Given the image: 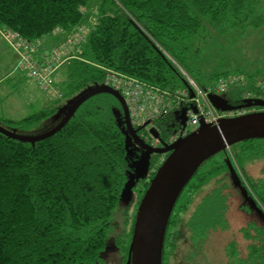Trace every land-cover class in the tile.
Here are the masks:
<instances>
[{
  "label": "trees",
  "instance_id": "trees-1",
  "mask_svg": "<svg viewBox=\"0 0 264 264\" xmlns=\"http://www.w3.org/2000/svg\"><path fill=\"white\" fill-rule=\"evenodd\" d=\"M93 1L0 0L1 35L11 31L20 43H41V51L44 40L59 28L69 32L83 24L85 10ZM94 6L96 23L87 29L85 40L72 47L70 59L60 68L66 73L63 98L51 100L50 106L21 120L0 118L5 130L28 135L30 128L45 123H53V129L61 121L57 115L62 107L88 88L104 85L107 69L161 88L187 89L188 76L198 84L191 74V52L200 64L202 56L226 40L231 53L242 48V40L250 32H260L264 39V0H99ZM236 73L244 74L250 83L233 87L224 95L231 105H244L249 93L264 98V90L256 84L260 80L264 85V77L249 75L240 66L235 73L210 77ZM61 101L66 103L56 105ZM121 110L114 96L103 93L87 100L60 132L35 145L0 133V264H102L111 218L123 199L130 171V138L125 126L118 123ZM139 135L149 136L145 130ZM261 141L234 145L238 146L236 152L225 150L223 162L207 172L200 169L194 176L171 216L163 260L169 234L174 253L181 228L189 232L195 247L210 231L228 229L229 165L239 166L244 158L263 156ZM167 157L151 159V179ZM220 174V186L202 199L194 216L186 221L183 217L193 196ZM242 184L264 207V183L246 178ZM149 185L145 183L139 192L138 208ZM136 216L128 243L122 247L125 263ZM242 235L248 241V254L239 259L233 241L227 247L230 261L264 264V218L249 223Z\"/></svg>",
  "mask_w": 264,
  "mask_h": 264
},
{
  "label": "rangeland",
  "instance_id": "rangeland-1",
  "mask_svg": "<svg viewBox=\"0 0 264 264\" xmlns=\"http://www.w3.org/2000/svg\"><path fill=\"white\" fill-rule=\"evenodd\" d=\"M98 3L99 0L93 1L91 6L85 10L86 18L83 24L77 26L83 25L85 29H91L94 26L97 20V8L94 5L98 6ZM60 33L61 35L55 32L54 35L49 37L51 41L45 44L48 50H60L63 44L62 40L66 37L64 32ZM242 42H244L242 48L238 46L235 49L236 52L231 51V53L228 52V40L221 42V46L215 47L202 56L200 64L194 61L192 52L189 54L192 65L191 74L196 78L201 89H210L214 86L216 79H212L211 75L225 72L235 73L237 66H240L249 75H255L259 79L264 77V39L262 33L250 32ZM70 51L71 49L66 50L67 53ZM39 56L40 50L33 53V58L38 64L46 59V56H44L43 60H39ZM66 58H68L67 55H60V60ZM19 63V55L2 37L0 30V116L9 117V112L13 113L11 116L17 120L38 113L52 104L50 102L51 98L43 88L39 86L35 79L30 77L27 71L20 67ZM62 65L58 70L56 68L52 84L59 91L63 89L62 81L66 79L65 71L60 70ZM65 103L66 101H61L56 105L61 106ZM52 126L53 123H45L38 128L32 127L30 128L32 131L28 132V136L44 135L50 131ZM259 143L264 146V141ZM237 148L238 146H232L227 151L236 152ZM226 156L225 151L220 152L213 159L208 160L200 168V171L207 172L211 170L217 163L223 162ZM239 171L244 180L247 178L264 183V155L258 158L242 159ZM222 176L220 174L218 177H211L193 196V204L183 217L186 221L194 216L202 199L212 194L213 190L220 186L219 180H222ZM226 191L229 193L228 229L210 231L208 238L199 244L197 250H193L189 232H184L181 228L176 243L177 248L169 258L168 264H239L232 263L227 255V247L233 241L237 244L239 259L246 258L248 241L243 237L242 230L251 222H259L261 215L250 206L242 190L229 177ZM138 196L139 194L136 192L134 197L137 198ZM184 198L185 194L180 201L182 202ZM138 204L139 200L129 205L122 199L114 210L108 229V249L103 253L102 264H125L122 247L128 243ZM182 232H184L183 235Z\"/></svg>",
  "mask_w": 264,
  "mask_h": 264
},
{
  "label": "water",
  "instance_id": "water-1",
  "mask_svg": "<svg viewBox=\"0 0 264 264\" xmlns=\"http://www.w3.org/2000/svg\"><path fill=\"white\" fill-rule=\"evenodd\" d=\"M103 93L111 94L119 101L122 109L117 114L119 126H125L131 143L141 146L144 150L142 158L138 159L135 165L132 166L134 171H129V179L122 191V198L127 204L132 202L134 188L137 184L148 178L152 166V155L170 153L156 171L140 201L126 263L163 264L166 233L175 206L184 190L198 170L215 155L241 142L264 140V111L221 119L217 124H208L202 121L197 130L175 140L171 144L163 142L159 130L152 128L149 134L153 139L162 142V147L154 148L146 143V138L139 135V132L151 123L148 122L141 128H135L130 120L129 109L124 97L113 88L102 85L88 88L85 94L62 107L57 115L61 119L60 123L44 135L36 137L20 135L16 132L7 131L1 126L0 133L20 142L35 145L37 142L60 132L82 104L93 96ZM209 100L217 111L222 112L244 107H264V100L260 99L249 100L244 105L239 106L231 105L226 98L221 96L209 95ZM193 109L197 112V108L193 107ZM187 111L188 108L183 107L179 112V120L184 129L187 127ZM129 155L130 151H128ZM236 165H229L232 181L242 190L250 206L264 218V207L256 197L249 195V188H247V185L242 184L245 182L244 178L240 171L234 168Z\"/></svg>",
  "mask_w": 264,
  "mask_h": 264
},
{
  "label": "built area",
  "instance_id": "built-area-1",
  "mask_svg": "<svg viewBox=\"0 0 264 264\" xmlns=\"http://www.w3.org/2000/svg\"><path fill=\"white\" fill-rule=\"evenodd\" d=\"M88 29V28H87ZM87 29L82 26H77L71 31L66 32L62 28L57 30V33L64 32L66 37L62 40L61 52L58 49H53L46 59L42 63H37L33 58V53L38 51L41 43H29L24 41L19 42L17 34L11 31H5L4 37L13 44V48L18 52L20 56L21 67L28 72V74L40 83L41 88L47 93V95L53 100H59L63 98L61 92L54 87L53 77L58 68L68 59L69 54L67 49H72L78 43L85 40L88 35ZM60 55L69 56L65 60H60ZM171 59V57H169ZM60 60V61H59ZM105 86L113 88L118 91L125 99L128 109L132 113V125L135 128H141L150 122L151 125L166 118L171 112L188 108L187 111V127L190 129L187 132L184 128L176 137H185L189 133L197 130L200 127L202 121L208 124H217L221 119L243 116L252 112L253 108H242L233 111H217L209 100V95H216L224 97L231 88L246 86L250 83L244 74L236 73L221 76L216 79L214 86L210 89H201L198 84L189 78V88L171 90L169 88H161L152 84H146L145 82L130 77L128 75L107 69ZM258 89L264 90V85L260 80L256 81ZM55 94V96H54ZM225 98V97H224ZM260 99L262 97H256L253 93H249L246 96V101ZM246 102H244L245 104ZM193 107L197 108V112ZM146 132L149 134L150 127ZM149 136H151L149 134ZM176 139V140H177ZM157 141V140H156Z\"/></svg>",
  "mask_w": 264,
  "mask_h": 264
},
{
  "label": "flooded vegetation",
  "instance_id": "flooded-vegetation-1",
  "mask_svg": "<svg viewBox=\"0 0 264 264\" xmlns=\"http://www.w3.org/2000/svg\"><path fill=\"white\" fill-rule=\"evenodd\" d=\"M10 45L11 47L13 48V44L11 42H9L5 37H3ZM14 49V48H13ZM253 108L252 112L250 113H253V112H262L264 111V107H259V106H254V107H251ZM262 110V111H260ZM179 112H180V109L179 110H176V111H173L171 112L166 118L160 120L162 123H163V126H165V129H162V127L160 126V121L154 123L153 125L149 126L150 129L152 128H157L160 132V135H161V139L163 140V142H166L168 144H171L172 142H174L178 137H180V135L178 137H176V135L181 131L183 130L182 126H181V121L179 120ZM168 118V119H167ZM167 119V120H166ZM225 119V118H224ZM148 127H146L144 130H147ZM143 130V131H144ZM187 132H190L191 130L190 129H185ZM146 143H148L149 145L153 146L154 148H158V147H162V142H160L159 140H155L152 138V136H147L146 137ZM130 155H129V170L131 171H134L132 169V166L133 164L135 165V162L138 160V159H141L142 157V154L144 153V150L142 149L141 146H136L134 144L131 143V140H130ZM170 153H166V154H163V155H152V158L155 156H159L162 157V159H164L165 156L169 155ZM151 158V159H152ZM152 162V161H151ZM151 169H153V167L151 166ZM150 169V171H151ZM130 171V172H131ZM157 171V170H156ZM130 172H129V176H130ZM129 176H128V179H129ZM128 181V180H127ZM151 181V176H150V172H149V175H148V178L147 179H144V180H141L136 188H134V193H133V200L132 202L129 204H133V203H136L138 200H139V196L137 198L134 197L135 193L137 192L139 194V192L141 190H143L144 186H145V183H149ZM172 231V229L170 230V232ZM169 240H168V247L166 249V255L164 256V262H166V264H168V261H169V258L172 256V246L171 243L173 242L170 234H169ZM177 248V247H176ZM192 249L193 250H197V247L193 246L192 245ZM129 251H130V248H129ZM128 256H129V252H128V255H127V260H128ZM127 260H126V263H127ZM125 263V264H126Z\"/></svg>",
  "mask_w": 264,
  "mask_h": 264
},
{
  "label": "crops",
  "instance_id": "crops-1",
  "mask_svg": "<svg viewBox=\"0 0 264 264\" xmlns=\"http://www.w3.org/2000/svg\"><path fill=\"white\" fill-rule=\"evenodd\" d=\"M62 38V37H61ZM49 38H46L45 40H44V42L42 43V49H41V51H40V56L38 57V59L39 60H43V57L45 56L44 54L45 53H47V51H48V49L46 48V43H49L51 40L49 39ZM48 40V41H47ZM43 62V61H42ZM41 62V63H42ZM47 97V96H46ZM45 99V98H44ZM49 99V98H48ZM50 100V99H49ZM50 102H51V100H50ZM8 114H10V115H8L9 117H2V116H0V118H12V119H15V117H12L11 115L13 114V113H9L8 112Z\"/></svg>",
  "mask_w": 264,
  "mask_h": 264
},
{
  "label": "bare ground",
  "instance_id": "bare-ground-1",
  "mask_svg": "<svg viewBox=\"0 0 264 264\" xmlns=\"http://www.w3.org/2000/svg\"><path fill=\"white\" fill-rule=\"evenodd\" d=\"M30 77H31V76H30ZM31 78H32V77H31ZM33 79H34V78H33ZM143 82H144V81H143ZM37 83H38L39 86H40V83H39V82H37ZM145 83H146V84H150V83H147V82H145ZM60 92H61V94L64 96V94H63V90H60ZM54 96H55V94H54ZM82 105H83V104H82ZM82 105H81V106H82ZM81 106H80V107H81ZM80 107H79V108H80ZM77 111H78V110H77ZM129 115H130V120H131V122H132V113H131L130 110H129ZM234 168H237V169L239 170V166H238V165H236ZM199 170H200V169H199ZM199 170H198V172H199ZM198 172H197V173H198ZM197 173H196V174H197ZM196 174H195V175H196ZM193 178H194V177H193ZM193 178H192V179H193Z\"/></svg>",
  "mask_w": 264,
  "mask_h": 264
},
{
  "label": "clouds",
  "instance_id": "clouds-1",
  "mask_svg": "<svg viewBox=\"0 0 264 264\" xmlns=\"http://www.w3.org/2000/svg\"><path fill=\"white\" fill-rule=\"evenodd\" d=\"M52 100V99H51Z\"/></svg>",
  "mask_w": 264,
  "mask_h": 264
}]
</instances>
